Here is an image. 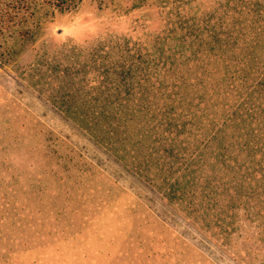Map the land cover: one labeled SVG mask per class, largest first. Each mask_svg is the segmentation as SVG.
<instances>
[{"label": "trees", "instance_id": "16d2710c", "mask_svg": "<svg viewBox=\"0 0 264 264\" xmlns=\"http://www.w3.org/2000/svg\"><path fill=\"white\" fill-rule=\"evenodd\" d=\"M127 1L155 7L161 24L68 44L23 74L218 243L240 216L264 234V0ZM82 2L0 0L3 54L16 60L47 18Z\"/></svg>", "mask_w": 264, "mask_h": 264}, {"label": "rangeland", "instance_id": "374dc122", "mask_svg": "<svg viewBox=\"0 0 264 264\" xmlns=\"http://www.w3.org/2000/svg\"><path fill=\"white\" fill-rule=\"evenodd\" d=\"M118 4L55 11L16 60L0 46V264H264L257 224L240 216L230 244L218 243L23 74L68 44L86 49L161 24L155 7Z\"/></svg>", "mask_w": 264, "mask_h": 264}]
</instances>
